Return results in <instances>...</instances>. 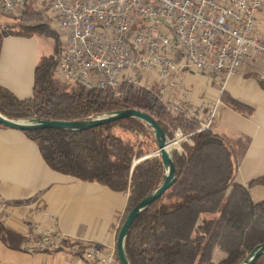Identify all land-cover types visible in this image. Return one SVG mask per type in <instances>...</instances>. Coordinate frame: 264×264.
Instances as JSON below:
<instances>
[{
  "label": "trees",
  "instance_id": "trees-1",
  "mask_svg": "<svg viewBox=\"0 0 264 264\" xmlns=\"http://www.w3.org/2000/svg\"><path fill=\"white\" fill-rule=\"evenodd\" d=\"M21 11L17 27L0 33V51L7 34L53 35L59 45L42 12ZM62 54L41 59L32 98L20 100L0 86V113L12 120L85 121L133 109L153 117L170 140L178 128L185 133L198 128L193 120L172 116L156 92L133 84L101 90L80 85L61 88L54 81V71ZM222 100L240 113L250 112L235 99L223 96ZM23 133L37 144L53 171L127 193L120 229L130 211L165 180L159 156L143 159L151 153L152 144L157 149V142L151 128L138 119L77 132L41 129ZM175 150V183L131 226L125 243L129 263L243 264L255 247L264 244V200L255 202L249 190L264 179L253 181L249 187L237 183L234 152L212 130L195 134L192 143ZM0 239L13 250H22L30 242L1 220ZM65 244L70 246L66 239ZM218 254L221 258L217 260ZM115 257L120 264L117 252ZM256 264H264V255Z\"/></svg>",
  "mask_w": 264,
  "mask_h": 264
},
{
  "label": "built area",
  "instance_id": "built-area-1",
  "mask_svg": "<svg viewBox=\"0 0 264 264\" xmlns=\"http://www.w3.org/2000/svg\"><path fill=\"white\" fill-rule=\"evenodd\" d=\"M28 1L0 0V15H15ZM34 1L66 43L54 78L97 90L127 83L153 91L158 84L157 95L166 110L199 125L189 133L178 128L171 139L173 150L192 143L195 134L211 131L223 104L222 97L195 104L175 77L204 74L224 89L246 62L264 58V30L258 21L264 0ZM10 211V205L0 201L2 222L10 219ZM34 232L40 239L26 250L67 249L64 237L38 228ZM83 258L90 264H116L115 253L95 247L85 249Z\"/></svg>",
  "mask_w": 264,
  "mask_h": 264
},
{
  "label": "crops",
  "instance_id": "crops-1",
  "mask_svg": "<svg viewBox=\"0 0 264 264\" xmlns=\"http://www.w3.org/2000/svg\"><path fill=\"white\" fill-rule=\"evenodd\" d=\"M258 21L264 30V9ZM42 58L45 46L37 35L7 34L0 51V86L20 100L32 98ZM263 75L264 58H260L246 62L224 89L220 81L204 74L185 72L175 77L197 105L226 96L250 108L240 113L223 101L212 128L232 148L238 167L236 182L246 187L264 179ZM152 89L157 93L159 85L154 83ZM180 95L177 91L176 96ZM249 190L255 202L264 200V180ZM0 201L11 207L4 224L27 237L28 244L40 239L36 228L70 243L64 251L30 252L28 244L13 250L0 239V264H90L83 258L88 247L117 252L128 194L53 171L25 133L0 127Z\"/></svg>",
  "mask_w": 264,
  "mask_h": 264
},
{
  "label": "water",
  "instance_id": "water-1",
  "mask_svg": "<svg viewBox=\"0 0 264 264\" xmlns=\"http://www.w3.org/2000/svg\"><path fill=\"white\" fill-rule=\"evenodd\" d=\"M124 119H138L151 128L157 142L156 153L159 154L165 171V180L162 185L130 211L119 231L117 239V254L119 261L120 264H130L125 252V243L131 226L144 210L159 200L173 186L176 180V168L173 160L171 140L167 137L159 123L150 115L133 109L117 111L85 121L12 120L0 113L1 126L21 132L41 129H61L76 132L85 131ZM262 255H264V244L255 247L243 264H256L257 260Z\"/></svg>",
  "mask_w": 264,
  "mask_h": 264
},
{
  "label": "rangeland",
  "instance_id": "rangeland-1",
  "mask_svg": "<svg viewBox=\"0 0 264 264\" xmlns=\"http://www.w3.org/2000/svg\"><path fill=\"white\" fill-rule=\"evenodd\" d=\"M25 11H27V12L38 11L37 2L34 0H29L27 5H26ZM21 12L15 14V15H7V16L6 15H0V33L5 34V33L9 32L11 30V26L17 27V25H15V23H18L16 18L21 15ZM40 12H42L44 14V20L49 25L50 30L58 36L59 45H57L56 38L53 35H51V36L50 35H40V34H35V35H37L40 38L41 44H43L45 46V57H51V56L58 57L64 51L66 43L62 40V33H60V31L56 27H54L52 20L49 17V14L46 11L45 12L40 11ZM27 24L32 25V23H30V22H27ZM16 31L20 32L21 30L19 31V29H17ZM54 81L61 88H65L67 85L61 79H55L54 78ZM133 138H131V139H133ZM185 144H187V143H185ZM183 145H181L180 150L182 149ZM173 151L175 152L177 150H173ZM153 156H159V155H156V145L155 144L151 145V153L148 154L145 157V159L153 157Z\"/></svg>",
  "mask_w": 264,
  "mask_h": 264
},
{
  "label": "bare ground",
  "instance_id": "bare-ground-1",
  "mask_svg": "<svg viewBox=\"0 0 264 264\" xmlns=\"http://www.w3.org/2000/svg\"><path fill=\"white\" fill-rule=\"evenodd\" d=\"M175 149H178V147L176 146Z\"/></svg>",
  "mask_w": 264,
  "mask_h": 264
}]
</instances>
